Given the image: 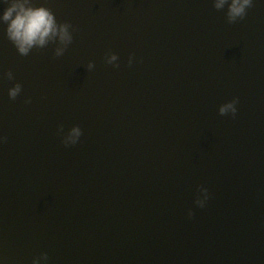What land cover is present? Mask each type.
Segmentation results:
<instances>
[{"label":"water","instance_id":"water-1","mask_svg":"<svg viewBox=\"0 0 264 264\" xmlns=\"http://www.w3.org/2000/svg\"><path fill=\"white\" fill-rule=\"evenodd\" d=\"M33 2L72 39L23 54L0 22L4 264H264V2Z\"/></svg>","mask_w":264,"mask_h":264},{"label":"clouds","instance_id":"clouds-1","mask_svg":"<svg viewBox=\"0 0 264 264\" xmlns=\"http://www.w3.org/2000/svg\"><path fill=\"white\" fill-rule=\"evenodd\" d=\"M264 2V0H261ZM215 7L218 9L227 8V17L230 22H235L240 18H243L249 9L253 5L254 0H214ZM0 22L7 24V35L9 39L15 42L21 53L27 54L33 45H43L50 38H55L59 34L62 41H71L72 34L69 31L70 24L68 22L58 23L56 14L53 10L44 4H35L33 0H9V3L0 12ZM63 49H59L57 54L59 55ZM118 53L112 52L107 56V61L111 63L117 59ZM132 62V59L129 60ZM95 62L90 61L89 67L94 66ZM12 77V73L8 74ZM22 84L17 82L13 87L9 89V95L12 98H16L22 90ZM30 97L28 98L30 102ZM239 97H235L221 104L219 111L221 114H227L231 112L235 115L238 111L237 105ZM63 129V125L60 126ZM83 134V129L79 124L74 125L68 134L64 137L65 144H75L79 141ZM201 189L204 193L203 198L198 197L196 203L200 207H204L209 199V189L201 185ZM190 216L194 214L192 209H189ZM41 256L45 260L48 259V253H42L36 256L32 264H40ZM0 264H4L0 259Z\"/></svg>","mask_w":264,"mask_h":264}]
</instances>
